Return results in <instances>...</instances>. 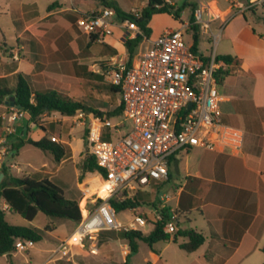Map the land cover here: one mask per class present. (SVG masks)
<instances>
[{
  "label": "crops",
  "instance_id": "crops-1",
  "mask_svg": "<svg viewBox=\"0 0 264 264\" xmlns=\"http://www.w3.org/2000/svg\"><path fill=\"white\" fill-rule=\"evenodd\" d=\"M124 1L125 9H123L124 6H120L123 11L129 6L136 5L133 0ZM166 1L175 6L174 0ZM249 1L188 0L185 2L186 5L190 4L191 6L192 16H194L195 9L200 7L209 11L213 16L211 27L215 34L219 33L221 26H224L218 42L214 43L212 40L213 52L209 55L200 54L198 51L197 53L206 58L215 53L216 56L232 55L241 60L239 66H231L232 74L227 76L223 84L218 86L220 108L221 103L226 99L223 96V87L227 79H229L230 85L234 87L233 79L240 78L242 79V86L248 88V91H242L245 93L244 95L238 94L241 96L238 97L240 104L237 103L233 106L231 116H229L235 122L240 120L244 127H238L225 121V115L222 112V120L226 125L239 128L244 132L242 150L237 153L228 150L207 151L200 148L180 151L187 154L197 150L203 152L194 166L190 165L188 157L184 161L185 176L189 181L191 179L196 181L195 184H192L190 193H186L185 190L189 186V181L184 182L185 188L183 185H178L182 179L179 176L182 165L180 152L170 159L168 180L153 184L160 185L172 182L176 191L161 193L157 207L163 205L166 208L177 209L179 216L181 214L186 216L183 227L180 226L179 221L180 230L192 229L206 237L205 243L196 251L192 253L185 251L194 257L189 264H263L261 254H264L262 251L264 246V75H260L261 70L259 66L253 64L250 55L253 53L252 56L257 57L258 60L260 56H264V8L260 6L241 12L235 5L236 3L246 4ZM14 4L16 5L15 8L12 6ZM74 5L76 8L71 10V6ZM93 7H95L94 4L85 0H54L48 6L47 12L40 15L36 0H12L10 5L0 0V15L12 17L11 22L15 27L12 41L15 48L24 51L22 59L16 58V56L12 60L7 56L2 57L1 61L7 67L0 71V88H14L16 76L24 74L30 77L34 90H54L80 102L77 97L70 93V90L73 89L72 84L86 82V78L83 77L88 74L95 77L93 79H106L103 73L104 62L115 56H127L124 45L126 40L135 38L140 33L138 27L136 30L128 32L115 17L112 34L91 40L89 35L76 27V20L77 11L89 12V10L93 11ZM42 19L52 20L53 24L57 26L39 30L37 26ZM197 27L199 30L200 27ZM157 37H154L152 33L149 39L153 40ZM225 37L228 42L234 45L233 53L218 52V45L224 41ZM205 39L208 42L211 40L209 36ZM97 45H101L103 52L100 51L95 54L98 51ZM142 45L145 44L140 43L135 51ZM93 61L100 62V64L95 65L96 68L94 69L89 64ZM48 83L62 84V89L51 88L47 86ZM65 84L68 85L67 91H64L63 88ZM117 94L120 96L121 103V95L120 93ZM10 98L7 97L0 104L1 117L13 107L9 103ZM235 98H237V94ZM54 114L59 115L58 113ZM59 117H61L59 121L62 122L61 129L64 133L69 127L66 123L72 118L76 121L78 116L65 117L59 115ZM33 127L23 126L19 130L17 128L16 133L10 136L9 140H13V145L19 143L21 139H24L23 136L26 133L36 132V126ZM12 130L7 127L0 129L2 133L5 132L6 134L11 133ZM74 131L75 128H70L68 135L72 136ZM49 133L48 129L43 130L40 139L44 136L51 139L59 134ZM59 141L72 147L71 140L66 142L59 139ZM13 153L15 158L19 151L14 150ZM49 155L48 168L51 167L49 168L50 172L44 171L46 166L41 167V170L29 166L25 169L27 171L25 177L40 175V173H50L48 176H55L60 171V167L71 158L70 156L57 163L53 155L51 153ZM92 180L94 182L92 189L101 183L98 178ZM161 196L166 198L165 202L160 199ZM2 203L6 205L4 201ZM139 242L141 241H138V248ZM167 242H174L173 236ZM185 242H188V238L183 242L176 243V245L179 247L180 243ZM128 254L129 251L123 257L122 263H125ZM11 256L13 254L3 257ZM162 256L163 250L159 254L155 252V263L148 261L147 264H158V261L161 264H167L168 262L163 261ZM44 264H48V262L46 261Z\"/></svg>",
  "mask_w": 264,
  "mask_h": 264
},
{
  "label": "built area",
  "instance_id": "built-area-1",
  "mask_svg": "<svg viewBox=\"0 0 264 264\" xmlns=\"http://www.w3.org/2000/svg\"><path fill=\"white\" fill-rule=\"evenodd\" d=\"M235 5L243 12L264 8V0ZM77 13L76 26L83 33L97 35L99 39L112 34L117 17L113 8ZM139 14L135 12L136 16ZM193 15V24L206 33L210 31V39L217 43L224 26L215 34L211 27L213 16L204 7L195 9ZM121 25L128 32L137 29L128 20ZM191 25L182 23L179 29L166 30L153 40L145 37L141 42L145 45L135 51L131 65L128 56H115L104 62L106 80L120 87L123 113L114 124L106 117L82 110L78 111L77 119L79 125L90 119L88 153L103 168L105 175L96 173V176L107 186L108 193L100 196L91 192V187H80L81 219L71 235L53 250L49 262L70 261L74 248L82 249L88 242L92 244L90 251L97 254L96 241L105 231L145 233L146 227L154 230L162 223L163 232L173 236L180 230L177 209L161 205L140 211L138 206L130 207L119 211H131L129 221L122 222L117 219L113 200L119 203L133 200L143 189L167 181L170 159L180 151L242 150L244 132L222 120L217 72L225 63L218 61L215 53L206 58L186 45L184 32ZM11 110L13 113L2 118L16 122L26 114L16 107ZM106 128L111 133L110 139L103 138ZM51 141L60 143L56 137ZM160 199L165 202L166 198ZM35 244L32 240H18L15 250H29Z\"/></svg>",
  "mask_w": 264,
  "mask_h": 264
},
{
  "label": "rangeland",
  "instance_id": "rangeland-1",
  "mask_svg": "<svg viewBox=\"0 0 264 264\" xmlns=\"http://www.w3.org/2000/svg\"><path fill=\"white\" fill-rule=\"evenodd\" d=\"M3 3H10L12 0H1ZM54 0H36L38 5V10L40 15H44L47 12V8ZM86 2H90V4H94L93 11L103 8L104 5L99 1L94 0H85ZM110 2L115 3L119 8L120 6L125 9V1L124 0H108ZM135 1L136 5L129 6L126 8L125 12L131 13L135 15V12L141 13V11L146 7L148 0H133ZM173 1V0H170ZM188 0H174L175 6L174 11L171 14L162 13L156 14L152 17L150 22V27L152 29V33L154 37L159 36L164 30H174L179 29L181 27V23H188L191 24V17H192V8L190 4H185ZM170 4V2H168ZM13 4V3H12ZM97 4V5H96ZM15 8V4L12 5ZM51 7V6H50ZM85 8L86 6H81ZM76 6H71V10H74ZM13 11V10H12ZM11 11V12H12ZM91 10H89L90 12ZM178 12V17L176 18L175 13ZM15 13V12H13ZM12 17L6 15H0V71L4 68L6 69V65L4 66L3 62L1 61L2 57H9L12 60L14 56L17 55L19 59H22L23 50H19L15 48V44L13 43L12 39L14 37V30L15 27L11 22ZM52 26H57L53 24L52 20L42 19L40 24L37 26L39 30L42 28H51ZM77 27V26H76ZM73 31V28H71ZM127 30V29H126ZM71 31V32H72ZM193 31L191 28L184 32V41L186 45L193 46L194 45V38H193ZM200 38L197 42V51L203 55H209L213 52V41L210 40L208 42L205 38L210 37L209 33H206L201 28L199 29ZM6 40V41H3ZM98 52L102 51L103 48L101 45H97L96 48ZM235 47L233 44L224 38V41H221L218 45V52L219 53H233ZM16 52V53H15ZM253 55V53H252ZM251 56V60L253 64L259 66L261 73L260 75H264V56H260L259 60L257 57ZM258 61H257V60ZM11 63V62H10ZM91 67L94 69L96 68L95 65L100 64L98 61H93L91 63ZM89 66V65H88ZM14 67V66H13ZM231 69V68H230ZM259 75V74H258ZM32 78V77H31ZM86 82L78 84L74 83L73 89L70 90V93L77 97L80 102L84 103L86 106L93 108L95 110H99L101 112L109 113L112 112L117 106L120 104V96L117 93L112 92L107 84L109 82L104 78L102 80L93 79L95 77L89 76L86 77ZM235 82V86L233 87L230 85L229 79L225 81V85L223 87V96L226 97L225 101L221 103L222 112L225 115V121L232 125H236L238 127H244L243 123L240 120L233 121L229 116H231V109L237 103L240 104V100H238L239 95H244L242 91L247 90L245 86H242L240 78L233 79ZM61 85H55L53 83H48L47 86L51 88H56L61 90ZM46 86V85H43ZM64 91H67L68 85H63ZM248 91V90H247ZM237 94V98L236 97ZM236 99V100H235ZM13 113V110L8 109L6 115H10ZM230 113V114H229ZM78 113L75 115L77 116ZM108 118L107 116H104ZM61 117L59 115H55L54 113L46 114L41 116L37 119L36 124L30 120L29 114H25L16 122H10L7 118L3 119L0 116V129L2 127H7L13 129L11 133H5L0 131V154H2V158L0 159L1 168L5 166L9 169V172L17 177H25L27 169L29 166L35 168L36 170H41V167L46 166L44 171L50 172L48 157L50 156L49 152L44 151L40 148L26 145L20 148L18 156L14 158V145L12 141L9 140V137L16 133L15 130L21 129L23 126H30V128L35 127V133H26L23 138L25 140L32 139V140H39L41 137V133L43 130L48 129L49 134L59 133L56 135L57 138L62 139L64 141L71 140L72 147L64 143L66 146L69 147L71 150V158L67 160L61 167L60 171L56 173L55 176H48L49 174L40 173L42 177H47L50 179L54 184L59 186L63 189L65 196L68 199L79 201L81 197V193L79 187H91L93 188L94 182L93 178H98L96 173L85 172L82 170L83 164L85 159L88 157V146H87V136L89 133L90 127V119L86 118L85 125H79V119L74 120L72 118L67 122V131L63 133L61 129V124L59 120ZM109 119V118H108ZM111 124H114L118 121L117 117H113L109 119ZM18 124V125H17ZM70 128H75L73 135H68ZM77 128V129H76ZM79 128V129H78ZM5 138V140H4ZM72 138V139H71ZM3 140V141H1ZM73 148V149H72ZM4 152V153H3ZM203 154L202 151H192L188 154L186 152H180L181 157V166H180V177L182 178L178 185H183L184 182L189 181L185 176L184 172V161L185 158L188 157V161L190 162L191 166H194L200 156ZM209 154V153H207ZM74 155V156H73ZM183 162V163H182ZM45 164V165H44ZM57 164V163H56ZM52 165V164H50ZM13 172V173H12ZM178 176V179H179ZM99 179V178H98ZM189 186L185 188L186 193H190L192 184H195V180L189 181ZM181 183V184H180ZM177 185V186H178ZM170 191H176V187H174L172 182H167L165 184L158 185H151L148 188L143 189L138 193V200H139V209L140 211H147L153 210L157 208L159 195L161 193H170ZM1 207L6 212V220L13 224V225H22L28 226L31 228L36 229L41 235L42 240L35 244L34 248L24 251H15L13 256L11 257H0V264H44L46 261L48 264H124L122 263L123 257L130 252V247L128 241L117 238L116 236L111 237H99L96 241V249L97 254H94L90 251L92 247L91 242H88L86 246L82 249L74 248L72 252V256L70 257V261L65 259H59L55 261L50 260L51 253L55 250L61 241L67 239L74 229L77 226V222L68 219H53L51 217L46 216L45 214L39 212L36 218L32 222H28L23 217L18 214L11 213L8 209L7 205H4L1 201ZM130 210L120 213L117 212V219L122 222L129 221L130 218ZM186 216L181 214L179 216L180 226L183 227L186 222ZM53 228V231H50ZM152 228L150 226L145 228V233H150ZM186 238H178V242H183ZM138 243V241H137ZM163 250V261H167V264H189L191 257L188 253L180 249L175 242H158L150 247L148 244L144 242H139L138 251L135 253H131L128 258L127 264H147L148 261L155 263V252L159 254ZM261 260L264 264V254H261ZM164 263V262H163ZM158 264H161L158 261ZM165 264V263H164Z\"/></svg>",
  "mask_w": 264,
  "mask_h": 264
},
{
  "label": "trees",
  "instance_id": "trees-1",
  "mask_svg": "<svg viewBox=\"0 0 264 264\" xmlns=\"http://www.w3.org/2000/svg\"><path fill=\"white\" fill-rule=\"evenodd\" d=\"M101 2L104 7L113 8L116 11L117 18L120 22L124 20L130 21L131 24L136 25L140 33L125 42V48L128 56V64L133 62L135 50L144 38H150L152 29L150 22L152 17L156 14L168 13L174 11V6L169 4L166 0H148L146 7L139 15H134L123 11L115 3L108 0H94ZM176 18L178 12L175 13ZM194 16L191 18L192 25L190 28L193 31L194 45L192 50L197 53V42L200 38L199 30L193 24ZM91 40H97V35L90 36ZM218 61H223L225 67L217 72L218 84H223L225 78L232 74L231 66H239L241 60L232 55H219ZM108 88L114 93H120V87L114 84H107ZM7 97H14V107L26 112L30 116V120L36 124L38 118L43 115L58 113L61 116L73 117L79 110L87 113H94L100 117L107 116L109 119L119 117L123 113V103L121 102L112 112L105 113L86 106L69 96L59 93L54 90H34L30 77L24 74L16 76V86L10 88H0V104L3 103ZM9 103L11 101L9 99ZM104 139H110L111 133L109 128L105 129ZM25 145H31L51 153L55 162L59 163L64 159L70 157L71 151L69 147L63 143H56L50 138L44 136L39 140L21 139L19 143L15 144L14 150L17 152ZM83 171L90 173H102L105 175L103 168H101L92 155H88L83 164ZM1 172L4 178L0 181V257L14 253L15 244L18 240H32L38 243L42 240V235L34 228L22 225H13L6 220V212L1 207V201L8 205L11 213H15L23 217L28 222H32L39 212L45 214L53 219H68L78 222L81 219V210L79 208V201L68 199L65 196L63 189L54 184L47 177L41 175H34L32 177H16L13 176L7 167H3ZM159 186V184H157ZM138 195V194H137ZM133 200H126L119 203L113 200V205L117 212L139 205L138 196ZM54 229L51 228L50 231ZM116 236L117 238L128 241L130 252L127 255L124 264L128 263V258L131 253L138 251L137 241H142L152 247L158 242H167L171 239L170 235L163 232L162 223L157 224L156 228L150 233L146 234L141 231H105L100 234V237ZM178 237L188 238V242L180 243L179 247L192 253L205 243L206 237L196 232L195 230H179L173 235V241L178 244ZM264 252V246L262 248ZM104 264V263H99Z\"/></svg>",
  "mask_w": 264,
  "mask_h": 264
},
{
  "label": "bare ground",
  "instance_id": "bare-ground-1",
  "mask_svg": "<svg viewBox=\"0 0 264 264\" xmlns=\"http://www.w3.org/2000/svg\"><path fill=\"white\" fill-rule=\"evenodd\" d=\"M90 190H91V192H98L100 194V196H106V194L108 193L107 186L104 184H101V183L99 186H97L94 189L90 188Z\"/></svg>",
  "mask_w": 264,
  "mask_h": 264
},
{
  "label": "water",
  "instance_id": "water-1",
  "mask_svg": "<svg viewBox=\"0 0 264 264\" xmlns=\"http://www.w3.org/2000/svg\"><path fill=\"white\" fill-rule=\"evenodd\" d=\"M10 101H11V106L14 107V97H11V98H10ZM3 176H4V174H0V181H1V179L3 178Z\"/></svg>",
  "mask_w": 264,
  "mask_h": 264
}]
</instances>
